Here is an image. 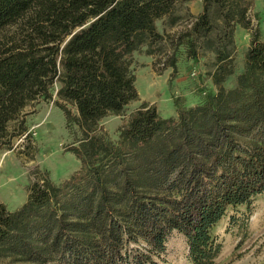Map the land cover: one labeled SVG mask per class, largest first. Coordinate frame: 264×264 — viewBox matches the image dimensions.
I'll use <instances>...</instances> for the list:
<instances>
[{"label": "trees", "instance_id": "obj_1", "mask_svg": "<svg viewBox=\"0 0 264 264\" xmlns=\"http://www.w3.org/2000/svg\"><path fill=\"white\" fill-rule=\"evenodd\" d=\"M183 2L0 0V32L26 16L36 20L37 35L24 38L26 51L15 56L34 53L30 38L52 37L55 26L57 42L79 29L64 47L63 82L85 123L96 122L107 111L119 112L134 96L121 57L142 46L156 61L155 71L174 68L180 50L193 62L210 52L216 88L201 104L179 110L175 122L158 119L152 108L137 112L125 134L136 142L155 137L162 149L135 154L128 170L115 172L109 189L90 170L78 173V184L62 206L45 178L27 186L26 200L15 211L0 202V260L46 264L78 247L99 255L108 244L124 247L138 240L159 253L176 232L187 241L190 264H214L220 251L215 236L219 223L229 210L248 209L264 194V41L252 26L251 1L201 0L200 13L186 14L181 29L158 33L159 20L169 28L184 21L178 14ZM42 17L50 24L45 31ZM237 27L250 31L251 38L243 71L226 89ZM30 67L22 63L13 68L23 78L11 73L4 78L9 93L0 98V109L26 95L50 68L43 63L30 72ZM148 259L126 253L111 264H145Z\"/></svg>", "mask_w": 264, "mask_h": 264}, {"label": "rangeland", "instance_id": "obj_2", "mask_svg": "<svg viewBox=\"0 0 264 264\" xmlns=\"http://www.w3.org/2000/svg\"><path fill=\"white\" fill-rule=\"evenodd\" d=\"M250 1L252 26L264 41V0ZM200 6L199 0H184L178 10L184 21L169 28L159 20L157 32L178 31L187 23L186 14L195 16L194 12ZM27 17L30 19V16L21 18L0 32V51H7L0 54V98L9 93L6 76L10 73L16 79L26 76L13 73L16 66L28 64L32 66L30 72L43 63L50 68L46 67L47 71L39 75L26 95L19 94L0 109V202L10 212L25 202L27 186L39 178L49 181L61 206L66 204L70 188L78 184V173L96 172L102 188L109 189L115 182V172L128 170L135 154L162 149L155 137L147 142H136L125 134L137 112L152 108L158 119L175 122L179 110L201 104L216 90L211 80L214 56L210 52L193 62L180 50L174 68L155 71L156 61L146 54V46H142L121 57L126 75L132 82L134 98L126 100L119 112L107 111L96 122L85 123L80 117L77 101L64 92L63 82L64 47L79 29L57 42L54 35L58 34V27L55 26L50 29L54 33L52 37L45 40L30 38L34 53L15 56L26 51L24 44L29 36L37 35L36 20L30 22ZM42 18L41 21L46 23L42 26L45 31L50 24ZM250 38V31L236 28L233 74L223 82L226 89L233 87L236 76L243 71ZM14 42L19 46L13 49ZM19 131L23 134L14 136ZM215 236L220 251L214 264H264V194L257 196L248 209L229 210L216 228ZM108 245L109 249L103 248L99 255L78 247L72 253L66 251L64 255L48 259L46 264H111L126 253L147 255L149 259L145 264H190L187 241L176 232L159 253L150 252L142 240L132 241L124 247ZM0 264L31 263L6 258L1 259Z\"/></svg>", "mask_w": 264, "mask_h": 264}, {"label": "crops", "instance_id": "obj_3", "mask_svg": "<svg viewBox=\"0 0 264 264\" xmlns=\"http://www.w3.org/2000/svg\"><path fill=\"white\" fill-rule=\"evenodd\" d=\"M199 1H200V4H201V0H199ZM200 11H201V6H200V8L198 10L196 9V11L194 12V15L196 16L197 14L200 13ZM25 200H26V198H25Z\"/></svg>", "mask_w": 264, "mask_h": 264}, {"label": "built area", "instance_id": "obj_4", "mask_svg": "<svg viewBox=\"0 0 264 264\" xmlns=\"http://www.w3.org/2000/svg\"><path fill=\"white\" fill-rule=\"evenodd\" d=\"M195 74L194 73H192V76H194Z\"/></svg>", "mask_w": 264, "mask_h": 264}]
</instances>
